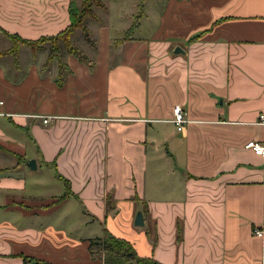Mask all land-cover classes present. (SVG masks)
Listing matches in <instances>:
<instances>
[{"label": "crops", "instance_id": "0c3cea01", "mask_svg": "<svg viewBox=\"0 0 264 264\" xmlns=\"http://www.w3.org/2000/svg\"><path fill=\"white\" fill-rule=\"evenodd\" d=\"M68 3L0 0V52L11 45L3 31L30 40L62 31ZM118 7L88 25L96 49L84 43L86 61L67 54L59 85L45 50L0 54V264H98L89 238L16 226L74 201L162 264H264V156L244 147L264 143V0ZM30 159L68 180L61 201L64 182L58 194L32 189Z\"/></svg>", "mask_w": 264, "mask_h": 264}, {"label": "trees", "instance_id": "16d2710c", "mask_svg": "<svg viewBox=\"0 0 264 264\" xmlns=\"http://www.w3.org/2000/svg\"><path fill=\"white\" fill-rule=\"evenodd\" d=\"M97 8L106 9L102 0H80L79 4H76L75 0H69L67 8L69 24L62 31L52 36H41L38 39L30 40L22 38L17 34H10L3 31L2 33L10 40L11 45L8 49L0 52V54L10 53L17 56L20 45L27 46L30 48L32 54H34L36 50L40 49L41 43H49L50 57H57L56 59L60 60L59 43H62L66 53L72 54L82 61H86V58L81 50L72 43L71 37L77 29H80L84 40L89 45L94 44V40L90 37L86 20L91 19L94 21H100V17L96 13ZM140 16L141 11L139 10V12L133 16L132 24L130 25L128 32L136 27ZM62 63L63 62L61 60L58 63L56 79V83L58 85L63 82L67 73L65 64ZM62 180L64 182L65 192L58 197V201H61L70 192L68 180L63 178ZM106 208H112V201L109 196L106 199ZM87 248L92 259H96V253L99 254V256H97V259L100 260L98 264H127L130 262L132 264H162L153 257L137 255L129 241L124 238L114 236L105 226L103 227L101 236L88 239ZM29 259H32L35 262L38 261L32 257Z\"/></svg>", "mask_w": 264, "mask_h": 264}, {"label": "rangeland", "instance_id": "374dc122", "mask_svg": "<svg viewBox=\"0 0 264 264\" xmlns=\"http://www.w3.org/2000/svg\"><path fill=\"white\" fill-rule=\"evenodd\" d=\"M76 4H79L80 0H75ZM103 3L106 5V7L109 9L107 12L104 11L103 9H96V13L98 14L99 17L104 18L105 16L108 17L107 14L110 13V9L113 11L115 5L118 3L119 7H124L125 9L127 7H129V4L131 2V0H102ZM140 3V2H139ZM141 4V3H140ZM128 9V8H127ZM139 9L137 7V10L135 11L134 15H136L139 12ZM129 10V9H128ZM93 22V20L91 19H87L86 20V25L88 26L89 24H91ZM72 43L81 50V52L83 51L81 48H85L86 49V45L84 44L86 41L84 40L83 34L81 32L80 29H77L71 37ZM84 40V41H83ZM92 47H96V44H92ZM59 58L60 60L64 63L65 59H66V55L68 53H66L64 46L62 43H59ZM96 49V48H95ZM30 50V48H29ZM40 50H45V54H46V65L52 62H56L59 63V59L57 60V57H50V45L49 43H41L40 49L36 50L34 54H36L37 51ZM32 53V52H31ZM52 58V59H49ZM62 63V64H63ZM43 71H45V68L43 69ZM42 71V72H43ZM51 171L52 169H49V171L46 168H43L41 166H37V168L35 170H31V180L36 182L35 186H32V189H35L36 191H41V193L46 191V194L48 195L49 193H61L62 192V184H63V180L60 179L59 181H57V179H53L52 175H51ZM58 175V174H57ZM44 197H42V199H44ZM41 199V198H39ZM72 204H74L73 206H71ZM76 203L75 201L69 202L67 204L64 205V207H62V209H60L59 211L53 212L49 215H45V216H39V215H31L30 217H21L18 216L16 217L15 221H17L16 226L19 227H30L32 229H43L45 228V226H51L54 229H58V228H62L64 229V231H66V235L69 236L71 239L73 240H80L83 238H94V237H98L102 235V227H104V225L102 226V224L100 223H96L93 222L91 220V218H88V216H83L84 215V211L85 209H83V204L78 203V207L79 211L76 208ZM109 214V212H108ZM110 215V214H109ZM125 216V214H124ZM112 224V223H111ZM70 227V228H68ZM137 227V226H136ZM142 227V226H140ZM138 228V227H137ZM144 230L146 231V229L144 228ZM61 239V238H60ZM90 254V253H89ZM99 256V254L96 253V259L98 263L100 262L99 259H97ZM81 260V259H79Z\"/></svg>", "mask_w": 264, "mask_h": 264}, {"label": "built area", "instance_id": "2783aa9c", "mask_svg": "<svg viewBox=\"0 0 264 264\" xmlns=\"http://www.w3.org/2000/svg\"><path fill=\"white\" fill-rule=\"evenodd\" d=\"M51 117H44L42 119L43 123H47ZM259 120L264 124V113L259 115ZM177 131H181L184 128V124L187 122L185 111L183 107L179 104H175L172 108V117L170 120ZM245 148L250 149L254 154L264 156V143L257 142L254 140L247 141L244 144ZM254 235L262 237L263 230L261 228H256L253 230Z\"/></svg>", "mask_w": 264, "mask_h": 264}, {"label": "water", "instance_id": "95a60500", "mask_svg": "<svg viewBox=\"0 0 264 264\" xmlns=\"http://www.w3.org/2000/svg\"><path fill=\"white\" fill-rule=\"evenodd\" d=\"M178 48L175 49L174 52H178L177 50ZM180 51V50H179ZM26 165L28 167H30L31 169H35L36 168V165H35V161L33 159H30L26 162ZM134 225L136 226H142L143 225V220H142V214H141V211H137V213L135 214V218H134ZM127 264H132L131 262L130 263H127Z\"/></svg>", "mask_w": 264, "mask_h": 264}]
</instances>
